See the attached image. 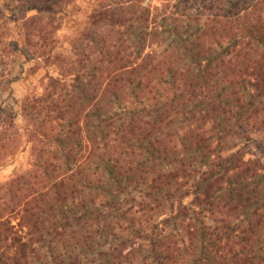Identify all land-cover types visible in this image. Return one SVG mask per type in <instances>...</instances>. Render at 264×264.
Instances as JSON below:
<instances>
[{
	"label": "trees",
	"instance_id": "obj_1",
	"mask_svg": "<svg viewBox=\"0 0 264 264\" xmlns=\"http://www.w3.org/2000/svg\"><path fill=\"white\" fill-rule=\"evenodd\" d=\"M0 27V264H264V0H0Z\"/></svg>",
	"mask_w": 264,
	"mask_h": 264
},
{
	"label": "rangeland",
	"instance_id": "obj_2",
	"mask_svg": "<svg viewBox=\"0 0 264 264\" xmlns=\"http://www.w3.org/2000/svg\"><path fill=\"white\" fill-rule=\"evenodd\" d=\"M79 6L78 4H72L70 5L69 9L74 13L77 18H79V15L77 12H79ZM63 19V18H62ZM67 18L64 17V27L61 30L59 36H60V42L63 44V46L68 45L69 42V36L73 34V30H75V27H78V22L74 23H67ZM5 31L4 27H0V33ZM4 44L5 42H0V51L4 50ZM66 48V47H64ZM6 61L7 68L10 67L11 64V58L8 57ZM13 68V65L11 66ZM49 70V64L46 66L45 62H39L35 63L33 61H30L29 64H26L24 67H17L15 68V71H23L30 75L29 84L30 86H35L37 89H39L42 85L43 76L46 74V72ZM25 75V74H24ZM2 79V78H1ZM14 89L17 94L21 95L24 94V92H27V86L21 82H14ZM5 134H7V138L5 137V141H7L10 137L14 135L13 130H7L4 131ZM28 150L22 153V158H26L28 155ZM10 158V159H9ZM12 154H9L6 158H1L0 162L3 160V164L0 165V181L6 180L13 172L15 166L17 165L16 161H12ZM10 160V161H6Z\"/></svg>",
	"mask_w": 264,
	"mask_h": 264
}]
</instances>
